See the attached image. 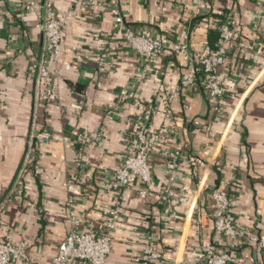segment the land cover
Here are the masks:
<instances>
[{"label":"crops","instance_id":"crops-1","mask_svg":"<svg viewBox=\"0 0 264 264\" xmlns=\"http://www.w3.org/2000/svg\"><path fill=\"white\" fill-rule=\"evenodd\" d=\"M75 1L52 0L65 23L60 62L48 63L57 97L43 98L38 68L45 40L36 27L43 7L27 12L22 0H0V238L9 232L13 240H27L36 264H50L73 226L71 216L76 227L96 231L106 208L118 201L120 217L105 264L135 256L148 232L161 236L167 253L153 264H187L200 255L193 213L196 207L210 210L213 188L228 192L237 223L264 234V0H208L211 8L197 15L190 0H96L85 10L76 8ZM115 3L135 32L171 39L187 32L192 51L216 46L217 25L230 23L235 40L218 69L226 87L218 110L201 78L196 86L181 89L177 99L169 98L184 71L170 52L155 60L143 81L135 82L141 58L123 38H111ZM101 55L110 67L105 73L98 71ZM63 61L70 63L68 69ZM131 90L153 105L150 129L162 136L151 160L156 194L166 155L178 143L204 160L197 176L181 163L174 188L188 199L175 206L155 197L139 198L141 181L120 187L111 177L138 127L140 108L117 100ZM38 132H47L48 140L36 139ZM80 134L88 137L83 147Z\"/></svg>","mask_w":264,"mask_h":264},{"label":"built area","instance_id":"built-area-1","mask_svg":"<svg viewBox=\"0 0 264 264\" xmlns=\"http://www.w3.org/2000/svg\"><path fill=\"white\" fill-rule=\"evenodd\" d=\"M96 0H76L75 6L85 10ZM193 14L197 15L201 10H209L211 4L208 0H190ZM43 7V14L38 18L36 27L42 32L45 40L44 55L38 68V79L43 85L39 95L43 98H56L57 93L53 82L52 72L48 68L49 62H60V41L62 27L65 23V15L57 16L52 0H22V7L27 12H33L37 6ZM112 15L114 28L111 38H123L129 48L141 58V66L135 74V82L143 81L149 74L155 60L165 52H170L178 57L184 71L179 82L169 89V98H178L180 90L194 87L199 78L202 79V87L214 99L217 100L215 109H219V100L226 93L225 84L219 77V67L227 59V52L235 40V32L226 20L217 25V44L202 45L198 51H192L188 43L187 32H181L177 38L171 39L166 35L150 36L145 33H137L124 23V19L118 6L113 4ZM264 19V12L262 13ZM239 45L242 43L239 42ZM108 61L104 55L97 58L98 71L105 73L109 70ZM65 68L70 63L63 61ZM133 102L140 111L135 116L138 127L133 131L126 145V152L120 165L115 168L111 177L117 186L132 185L135 181H141L144 188L138 190L141 199L155 197L159 203H168L175 206L179 201H186L187 195L174 188L176 176L182 162L189 165L190 174L197 176V170L204 164L200 156L186 152V144L178 143L176 148L166 155L164 165V178L162 188L156 194L152 186V152L162 141L160 131L150 129L149 121L152 118L154 107L151 103L143 102L133 90L128 91L117 99ZM165 120L171 118V109L164 110ZM196 124L198 122H195ZM165 126L174 128L171 124ZM98 136V135H96ZM36 139L48 140L47 132H38ZM88 137L80 134L78 142L81 147L87 143ZM72 205L73 198H69ZM210 210L204 212L202 207H196L193 213L192 228L199 235L198 243L200 255L187 264H195L199 261L205 264H264V234H257L236 222L231 214V198L226 190L213 188L208 196ZM120 217L119 202L115 201L104 211L101 226L96 231H88L76 227L74 217L63 240L59 243L50 264H73L81 261L84 264H105L112 247V235ZM232 243L228 247H220L221 243ZM29 242L13 240L7 232L0 238V264H36L35 257L28 252ZM246 248L242 254H237V249ZM167 258L160 235L150 232L143 237V246L140 252L122 264H153Z\"/></svg>","mask_w":264,"mask_h":264},{"label":"water","instance_id":"water-1","mask_svg":"<svg viewBox=\"0 0 264 264\" xmlns=\"http://www.w3.org/2000/svg\"><path fill=\"white\" fill-rule=\"evenodd\" d=\"M22 163H23V160L21 161L20 166L18 167V169L16 170V172H15V174H14V179H15V178L17 177V175H18V172H19V170H20V167H21Z\"/></svg>","mask_w":264,"mask_h":264},{"label":"trees","instance_id":"trees-1","mask_svg":"<svg viewBox=\"0 0 264 264\" xmlns=\"http://www.w3.org/2000/svg\"><path fill=\"white\" fill-rule=\"evenodd\" d=\"M212 45V44H211Z\"/></svg>","mask_w":264,"mask_h":264}]
</instances>
